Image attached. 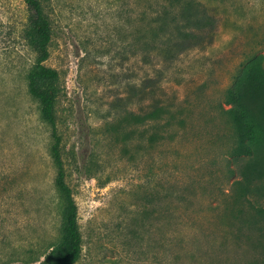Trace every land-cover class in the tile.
<instances>
[{"label":"rangeland","instance_id":"1","mask_svg":"<svg viewBox=\"0 0 264 264\" xmlns=\"http://www.w3.org/2000/svg\"><path fill=\"white\" fill-rule=\"evenodd\" d=\"M196 1L213 25L167 28L177 0H41L82 237L74 264H264V216L235 200L224 110L242 68L264 65V0ZM29 17L25 0H0V264H42L62 223L51 130L27 91ZM158 107L182 122L115 137L124 115Z\"/></svg>","mask_w":264,"mask_h":264},{"label":"trees","instance_id":"2","mask_svg":"<svg viewBox=\"0 0 264 264\" xmlns=\"http://www.w3.org/2000/svg\"><path fill=\"white\" fill-rule=\"evenodd\" d=\"M170 5L165 23L169 27L180 29L179 24L190 22L194 27L214 23V18L201 7L196 0H177ZM30 11L29 26L25 31L28 44L36 54L29 69L27 80L28 93L37 100L41 120L51 130L52 142L50 156L56 170L54 187L62 205V223L57 241L51 245L42 264H74L82 251V237L77 218V205L72 191L66 182V173L61 151V136L57 131L55 104L58 95L59 74L57 70L44 64L49 57V44L52 37L51 22L44 12L41 0H25ZM194 11V12H192ZM171 13L174 16H171ZM227 112L234 130L230 151L229 171L235 179L232 182L235 200L254 209L256 215L264 216V208L255 204L252 198H264V65L256 57L242 68L235 85L227 90ZM163 118L182 122L179 112L167 107L155 108L145 115H124L113 129L115 137L128 141L137 135V126L156 124ZM122 124L132 125L120 133ZM168 125V124H166ZM135 126V127H134ZM154 126V125H152ZM143 128V127H141ZM167 129V127H161ZM117 129V130H116ZM145 129L138 132L139 140L145 136ZM153 140V137H151ZM150 140V137H149ZM242 209H239L242 212ZM244 220L255 225L257 220L251 215Z\"/></svg>","mask_w":264,"mask_h":264}]
</instances>
